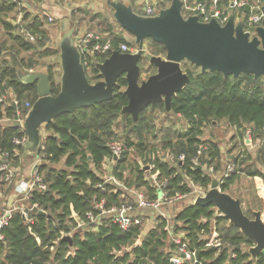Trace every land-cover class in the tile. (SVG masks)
<instances>
[{
  "label": "trees",
  "instance_id": "trees-1",
  "mask_svg": "<svg viewBox=\"0 0 264 264\" xmlns=\"http://www.w3.org/2000/svg\"><path fill=\"white\" fill-rule=\"evenodd\" d=\"M220 2L227 4V0ZM16 6L12 0H0V13L11 11ZM26 15L21 19L25 23V29L31 35L38 34L40 38L31 42L24 35H11L13 27L3 21L6 33L0 41V87L4 85L12 90L17 101L16 111L20 116L27 111L24 107L25 100L28 98L27 103L32 105L37 94L35 85H24L19 81L18 72L32 69L31 58L37 53L35 46H41L43 34L46 33L39 29L42 26L40 19L43 17H35L26 22ZM1 19L3 20V16ZM120 44L131 46L124 37L112 40L114 50H119ZM150 45L151 54L164 55L160 44L150 41ZM17 52L27 53V58L18 57ZM38 53L41 56L42 53ZM109 54L108 52L106 56ZM10 58L12 63L8 64ZM104 58L97 59L102 61ZM89 60L88 70L91 74L87 70L86 73L89 80L95 82L100 76L91 64L92 59ZM183 71L188 75L189 82L172 98L169 113L165 112L163 103H156L140 112L136 123L129 113L122 114L121 109L127 104V98L120 90V87L126 86V81L121 76L117 79L113 97L109 101L59 115L44 127L47 134L41 142L38 154L41 155V161L37 169L46 188L33 190L31 197L23 202L29 208L36 204L44 213L31 211V225L23 220L19 212L12 213L1 231L3 240L0 241V264H144L146 261L161 264L167 260L165 248L169 230L178 231L175 228L181 223L180 228L190 239V246L198 247L201 243L197 241V235L209 233L212 220L216 225L221 222L225 224L217 231L223 242H229L236 253V258L230 260V264H264L263 254L259 253L253 260L247 252L239 249L247 248L253 242L237 228L230 226L226 219L215 216L214 208L210 205L184 206L169 222L157 216V223L145 233H142L139 226L123 231L112 222L111 216L98 215V211L93 209L101 199H105V208L121 205L119 198L125 191L112 184H105L102 191L97 187L102 182L95 170H100L108 159L110 152L107 140L116 135L119 124H122L125 136L120 137L122 157L114 162V175L121 178L117 167L126 158L135 160L136 156H142L146 152L142 134L148 133L150 121H153L152 118L145 117L148 109L155 115H163V121L171 123L170 125L182 123L185 128L182 135L175 134L174 142L164 137L159 141L160 145L157 143L152 146L177 156L184 155L182 163L171 164L161 160L158 155L152 161L153 172L157 171L167 181L165 190L169 197L191 193L189 181L207 190L213 176L205 168L212 166L214 172L221 169L218 145L199 139L204 126L223 120L237 130L249 129L253 138H259L262 134L264 78H254L251 74L224 77L219 71L201 72L193 65L184 67ZM47 75L50 78L51 94L56 95L59 86L55 85L49 72ZM4 118H13V110L10 104L5 106L0 102V154L6 152L11 165L17 159L15 152L21 149L12 140L20 137L23 132L13 127L11 121H3ZM174 126L165 129L172 131ZM205 143L209 148L203 151L200 157L202 167L198 168L193 166L191 159L196 155L198 146ZM243 144L246 147L248 142L244 139ZM62 159L63 166L59 165ZM137 172L140 185L147 190L146 196L149 200H155L158 190L149 185L148 181L142 180V170L138 169ZM1 174L0 171V176ZM254 174L264 180V172L255 171ZM232 175L221 179L219 188L222 192ZM90 211L95 216L94 222L86 219V213ZM200 220H204V223ZM64 236H69L71 240H63ZM203 256L211 261L205 264H222L227 258V252L224 250L214 258L213 250L210 249Z\"/></svg>",
  "mask_w": 264,
  "mask_h": 264
},
{
  "label": "water",
  "instance_id": "water-1",
  "mask_svg": "<svg viewBox=\"0 0 264 264\" xmlns=\"http://www.w3.org/2000/svg\"><path fill=\"white\" fill-rule=\"evenodd\" d=\"M107 6L116 25L133 37L136 51L113 50L101 62H94L100 76L97 81L88 78L72 30L58 43L61 75L56 95L51 94L50 78L46 73L18 72L19 81L24 85H35L37 94L23 120H19L15 104H11V123L26 136L28 154L38 157L43 139L42 126L59 115L109 101L121 76L126 81L123 94L127 98L121 113H129L134 123L149 105L163 103L165 112H170L172 98L189 82L181 66L184 62L198 67L201 72L219 71L224 77L251 74L254 78H264V19L256 28V35L249 39L248 33L243 31V22H235L233 15L224 25L215 19L200 22L196 15L183 17L182 0H171L153 16L138 15L132 5L118 0H108ZM261 9L264 13V5ZM145 40L160 44L164 55L147 52L143 46ZM142 60L155 72L139 81ZM191 205L212 206L216 214L253 242L247 248L253 260L259 253L264 255L262 211H253L249 218L238 198L220 190L218 179L213 178L209 189L204 195L196 196ZM63 240L71 239L64 236Z\"/></svg>",
  "mask_w": 264,
  "mask_h": 264
},
{
  "label": "rangeland",
  "instance_id": "rangeland-1",
  "mask_svg": "<svg viewBox=\"0 0 264 264\" xmlns=\"http://www.w3.org/2000/svg\"><path fill=\"white\" fill-rule=\"evenodd\" d=\"M250 1V0H248ZM62 1H60L61 3ZM58 3V4H60ZM155 4V3H154ZM264 4V1H263ZM153 5V3H152ZM106 10H108V7H105ZM23 9L21 6L17 5L15 9L4 12V14L0 13V41L5 37V25L4 22L8 23L13 29L11 30V35H23L21 33V29L25 28V23L20 20V18L23 15ZM22 13V14H20ZM3 16V20L1 19ZM104 18L100 20V28L98 31L100 32H111V31H117L118 35L117 37H124L131 46L129 47L131 49H136V47L133 45V37L128 34L126 31L122 30L120 27L115 28L114 25L109 24V19L111 17V11L108 13L107 11L104 13ZM26 22H29L31 17L26 15ZM49 19H51L49 21ZM4 21V22H3ZM42 26H40L39 29H43L46 33L43 34V41L41 43V46L37 45L35 46L37 53L34 54L33 58H31L32 61V69L33 72H49L51 74V78L55 85L59 86V79L61 74L60 69V62H59V51H58V43L60 39L65 35L64 31L62 32L60 30V19L56 18L55 16H45L42 19ZM73 25V24H72ZM65 32L69 31L68 25L65 26ZM70 30L75 33L74 26ZM33 35V34H32ZM34 41H36L37 38H40V36L33 35ZM143 46L147 52H149L150 49H152V46L150 45L149 40H145L143 42ZM33 50H31L32 52ZM38 51H40L42 54L41 56H38ZM29 52V53H31ZM18 57H26L27 53L25 52H17L16 54ZM8 64L12 63V59L10 58L7 62ZM191 64L184 62L181 64L182 68L184 67H190ZM140 67V80L146 79L149 75L153 74L155 72V69L152 67H149L147 62L142 60L139 63ZM87 72L89 74L90 71L88 68H86ZM25 71V70H24ZM47 74V73H46ZM125 87H120V90L123 91ZM1 94L5 98L4 105H9L14 97V94L10 88H6L3 86L0 87ZM29 99L25 100V103H27ZM25 107V104H24ZM145 117L147 119L152 118L153 121H150V128L148 133L143 132L142 139L145 141L146 144V152L143 153L142 156H136L135 160H130L129 158H126L124 162L118 165L117 171L120 172L121 178H117L114 175V170L116 168V163H110L106 166H102L100 170H95L98 177L101 179L100 186L104 188L105 184H112L113 186L121 189L122 191H125L124 195H122L119 199L121 204L126 205H133L135 198L137 194H142L145 199L149 200L146 196L147 190L144 188V186H141V180L137 178L138 175V169L142 170V180L148 181L149 185H152L156 190L164 191L162 188L158 189L157 186L163 185L164 177L159 176L157 171L153 172V160L155 159L156 155L161 158V160L165 159L166 150L162 151L159 150L160 147H152L153 145L157 144L160 145L159 141L161 139L169 138L172 139L173 142L175 139V134L181 133L183 134V131L185 128L181 124L170 125L168 122L163 121V115H155L153 112H151L149 109L145 113ZM6 118H4L5 120ZM3 120V121H4ZM12 118L6 119L5 121H11ZM173 127L172 131H167V127ZM45 126H42L41 132L42 137L44 138V134L46 129ZM171 127V128H172ZM122 124H119L116 127V135L112 138H109L107 140L108 143H116L120 146L121 153L118 159L122 157V140L120 137L125 136V132H122ZM249 130V129H246ZM246 130H237L234 127L228 125L223 120L216 122L215 124H207L201 129V134L199 135V139L202 141H214L215 143H218L217 145L220 146L219 149H221L224 159L223 160H235L236 161V170L237 173H234L229 181V183L226 185L223 192L227 193L228 195L238 198L242 205L243 212L249 217L252 218V212L261 210L264 212V180H262V184L260 185V181L258 178V175L256 176L254 174L255 171L257 172H264V143H262L263 134H260L259 138H253V135L250 132V141H252L251 147H245L243 144V140H246ZM257 139L260 140L261 143L257 142ZM137 141V140H135ZM128 151V150H127ZM152 153H147V152ZM130 152V149L129 151ZM166 152V153H165ZM15 155L17 157L16 160L12 161L10 163V166L12 167L13 171V177L14 180H16V177L18 175L19 167L23 163H30V161L33 163L36 162V156L34 154H28V152L25 150V144L21 147L20 151H16ZM14 155V156H15ZM41 155H38L39 162L41 161ZM14 159V158H13ZM117 159V160H118ZM8 163V162H7ZM9 165V163H8ZM59 165L63 166V159L59 162ZM0 176V201L1 205L4 208H14L15 206L18 207H25L22 206L21 201L15 200V197H17L16 192L14 193L15 186L19 183L16 182L12 185L4 183L3 178L5 176V172L2 171ZM255 175V176H254ZM152 177H154V181H152ZM114 178V181L112 180ZM154 184V185H153ZM99 185V184H98ZM262 187V190L256 191V187ZM209 189V186H208ZM207 189V190H208ZM201 191H204V193L207 190H204V188H200ZM221 190V189H220ZM127 197H124V196ZM172 198V197H170ZM194 198L189 195L187 198L176 201L170 205L163 206V211L167 209L171 210L172 216L180 211L184 206L192 204V200ZM105 200V199H104ZM171 207V208H170ZM141 211L140 209H135L133 216L138 219L136 214ZM142 211H150L148 209H142ZM169 212V211H168ZM145 214L144 212H140ZM153 217L154 224L150 225L153 227L157 223V212L152 211V213H147ZM264 213H262V218L264 219ZM168 216V215H167ZM95 217V216H94ZM173 217L168 216V219H172ZM148 219V218H147ZM142 220H140V224L137 225L142 230V233H145L149 227L148 224H142ZM201 223H204V220H200ZM181 223L177 226L178 228H175L176 230L182 231L180 228ZM225 226L224 222L217 224L215 226H212L210 224V231L213 229H219L220 227ZM235 228V227H234ZM209 231V232H210ZM208 234V233H207ZM206 234V235H207Z\"/></svg>",
  "mask_w": 264,
  "mask_h": 264
},
{
  "label": "built area",
  "instance_id": "built-area-1",
  "mask_svg": "<svg viewBox=\"0 0 264 264\" xmlns=\"http://www.w3.org/2000/svg\"><path fill=\"white\" fill-rule=\"evenodd\" d=\"M54 3H60L61 0H54ZM171 0H156L155 4L152 5L150 2H140L138 6L133 10L136 14L141 16H153L155 15L159 9L164 8L169 5ZM264 0H227V4H221L220 0H182V9L181 14L183 17H187L190 15H196L200 22H208L211 19H215L220 25H224L230 15H233L235 22L242 21L243 22V31L247 32L249 35V39L256 35V28L259 27L264 19V13L262 12V5ZM51 19H49L50 21ZM21 33L31 42H34V37L24 28L21 29ZM112 34V33H111ZM112 37L114 35L104 36L101 32L96 31H86L79 35H74V44L77 47L80 55L82 64L85 69L89 68V59L91 60V64L98 61L97 58L107 57V53H111L113 51L112 47ZM120 52H128L133 53L136 49H131L126 44L119 45ZM32 71V70H29ZM0 102L5 103V98L1 94L0 90ZM14 103L15 106L17 104L15 96L13 97L10 105ZM31 105L29 103H25V108L27 111L30 109ZM26 111V113H27ZM26 113L23 116H20L17 112L19 120H23L26 116ZM262 143H264V127L262 128ZM246 142H248V147L252 146V142H250V131L246 130ZM26 142V136L24 133L20 137H14L12 143L14 145L23 146ZM258 143H261L259 139H257ZM107 147L109 149V157L105 160L103 166H106L110 163H114L118 157L120 156L121 149L120 146L116 143H108ZM208 144L199 145L196 150V155L191 159L193 166H197L201 168L200 157L204 150L208 149ZM1 164L0 171L5 172V176L3 178V182L7 184H14V177L12 167L8 165V154L6 152L0 154ZM165 162L173 163L176 162L182 163L184 161V155H175L174 153L167 152L165 155ZM39 163L36 161L32 164L29 176L26 181L19 182L15 188L14 193L16 192L15 200H19L24 202L31 197V192L35 189L44 190L46 185L42 182L41 176L38 172L37 165ZM236 161L235 160H227L224 168L220 173L214 172L212 166H208L205 169L208 173L213 176V178L219 180V184L221 183V179H227L232 174L237 173L236 170ZM152 181H154V177H152ZM114 181V178H112ZM166 179L163 181V185L157 186L158 189H163L164 191L159 190L157 198L155 200H147L144 198L142 194H137L135 198V207L131 205L121 204L120 206H111L109 208H105V200L101 199L97 202L93 209L98 211V215L107 214L111 216V220L113 223L117 224L121 230L125 231L130 229L132 226H137L140 224V219H136L134 216H130L133 214L135 209H148L160 214L164 219V215L161 212V208L165 205H170L176 201L183 200L191 195L193 198L199 195H204V191H201L199 186L194 185L191 181H189L190 186L192 187V192L189 194H177L176 196L170 198L166 187ZM154 185V184H153ZM102 191L103 187L97 185ZM0 201V241L3 240V235L1 233L2 228L7 225L9 219L12 216V213L15 211L19 212L23 218V220L31 225L33 223V218L30 216L31 211H41V209L37 208L36 204H33L30 208L25 206L22 203V206L25 207H12V208H4L1 205ZM215 216H219L215 213ZM86 219L89 222H94L95 217L92 212L86 213ZM212 226L216 225V222L212 220ZM168 228V227H167ZM197 241L201 244L198 247L190 246V239L187 237L184 231H168V240L167 246L165 248V254H167V260L165 263L161 264H205L211 263L210 259H207L203 256V253H206L210 249L213 250V257L216 258L222 253L224 250L227 252V258L222 264H230V260L236 258V253L233 251V247L229 242L224 243L222 238L220 237L218 231L216 229L211 230L207 235H197ZM248 248V247H247ZM247 248H239L242 252H247ZM248 253V252H247ZM144 264H156L154 262L146 261Z\"/></svg>",
  "mask_w": 264,
  "mask_h": 264
},
{
  "label": "crops",
  "instance_id": "crops-1",
  "mask_svg": "<svg viewBox=\"0 0 264 264\" xmlns=\"http://www.w3.org/2000/svg\"><path fill=\"white\" fill-rule=\"evenodd\" d=\"M12 1L14 3H16L17 5L21 6L23 11H24L20 20L23 18L24 14H27L29 17H31V19L35 18V17L42 18L45 16H47V17L48 16H55L56 18L60 19V21H61L60 30L62 32L64 31V34H67L70 31V27L72 28L73 26L75 29V35H79V34L86 32V31L100 32V31H98V29L100 28V26H99L100 20H102L104 18L103 16H104V13L106 11L108 13L110 12L109 8H108V10L105 9V7H108L107 6L108 0H61L62 2L60 4L54 3L55 2L54 0H12ZM118 1H121V2L128 4V5H132V7L135 8L136 6L139 5L140 2H145V1L147 2L148 1V2L154 4L156 0H118ZM20 14H22V13H20ZM109 24L114 25V27L116 29L119 28L116 25V23L113 21L112 17H110V19H109ZM66 25H68V29H69V31H67V32H65V30H66L65 26ZM101 33L104 36L114 35V37H112V39L117 37V35H118L116 30L115 31L113 30L111 32H109V31L105 32L104 31ZM29 70L33 71V69H29ZM29 70H27V71H29ZM45 73H47V72H45ZM46 134H47V132H45L44 136ZM211 142L215 143L214 141H211ZM206 143H208V142H206ZM215 144H218V143H215ZM219 147L220 146H218V149H219ZM219 154H220L219 160H220V164H221V169L219 171H217V173H220L222 171V169L224 168V165L227 161V160H223L224 157H223L221 149H219ZM36 159H37L36 161H38V158H36ZM32 162L30 161V163H28V164L23 163L19 167L18 175H17L14 183L27 180L31 166H32ZM258 179H259L260 185H261L263 179H261V178H258ZM260 190H262L261 186L256 187V191L260 192ZM162 208H161V212L165 217V221L169 222L171 220V218L168 219V216L173 217L172 216L173 214L171 213V210L167 209V211L166 210L163 211ZM140 210L141 211H139V213L136 214L137 217L139 216V219L142 220L141 221L142 224L143 223L148 224L149 225L148 229H150L151 228L150 225L154 224V222H153V217H151L152 214L149 215L147 213L148 212L152 213V211L151 210L150 211H142V209H140ZM140 212H144L145 214L140 213ZM262 213H264V212H262ZM130 216H133V214H130ZM157 216L162 217L158 213H157ZM156 219H157V217H156Z\"/></svg>",
  "mask_w": 264,
  "mask_h": 264
}]
</instances>
